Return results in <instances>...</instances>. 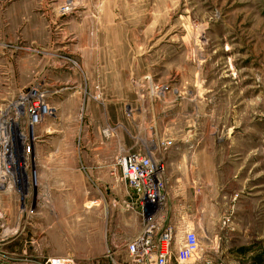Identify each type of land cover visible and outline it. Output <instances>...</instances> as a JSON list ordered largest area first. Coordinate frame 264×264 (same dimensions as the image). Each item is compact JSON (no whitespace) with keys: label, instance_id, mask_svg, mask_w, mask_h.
<instances>
[{"label":"rangeland","instance_id":"rangeland-1","mask_svg":"<svg viewBox=\"0 0 264 264\" xmlns=\"http://www.w3.org/2000/svg\"><path fill=\"white\" fill-rule=\"evenodd\" d=\"M121 1L0 2V264H135L143 213L114 174L127 152L213 179L187 264H264V0ZM48 158L70 181L37 194Z\"/></svg>","mask_w":264,"mask_h":264},{"label":"built area","instance_id":"built-area-1","mask_svg":"<svg viewBox=\"0 0 264 264\" xmlns=\"http://www.w3.org/2000/svg\"><path fill=\"white\" fill-rule=\"evenodd\" d=\"M48 114L50 110L45 105H34L31 124ZM166 145H171V142H166ZM114 165L115 176L136 195L143 213L141 231L127 244L131 260L135 264H187L198 258L200 245L196 232L186 230L178 242L174 226L167 222L162 224L155 218L157 210L162 208L166 200V167L163 159H154L139 152H127L117 156ZM2 170L0 159V176L3 178ZM228 221L229 217L223 216L222 223L225 225ZM202 262L212 264L209 259H203ZM45 264H71V259L49 257Z\"/></svg>","mask_w":264,"mask_h":264},{"label":"crops","instance_id":"crops-1","mask_svg":"<svg viewBox=\"0 0 264 264\" xmlns=\"http://www.w3.org/2000/svg\"><path fill=\"white\" fill-rule=\"evenodd\" d=\"M12 0H0L1 3H9ZM39 0H15L14 3L18 4H36ZM47 2L52 3H70L74 2L76 4H117L123 3L121 0H47ZM149 83V81H148ZM164 161V157L162 158ZM53 165L50 172L46 174V184H42V189L39 191L37 190V194H47L50 195L54 189H56V182L62 183L63 186L65 184H69L70 176L67 172L68 169H65L67 165H69L68 159H59L56 158H48ZM177 162V163H176ZM165 163V161H164ZM62 165L63 168H57L55 165ZM169 167H173L175 164L179 166L178 171L168 172L165 175V185L167 184V193L169 194L168 204H169V211L173 213V215L167 220L166 216L164 215L165 208L164 205L161 209H158L155 215V218L158 222L164 224L168 223L171 224L173 222V226L175 229L176 237L178 242L183 237V234L186 230H193L196 232L198 237H202V235L206 234L207 236L211 232L213 228V206L211 201L208 199V191L214 188L212 181L213 179L209 178L208 174L205 172L198 173V172H189V167L191 165H198L197 161L195 163L194 160H188L186 156H183L179 161H167ZM166 167V164H165ZM188 167V169H187ZM166 170V169H165ZM44 181V178H42ZM200 181L202 186V191L200 194H195L193 192L191 182L193 181ZM215 189V188H214ZM42 212V211H41ZM40 212V213H41ZM36 214H39V210L36 211ZM42 217L43 212H42ZM42 217L39 215L34 219V223L39 225L42 223ZM40 218V219H39ZM168 218V217H167ZM49 217L46 216V223H49ZM49 225V224H48ZM47 225V227H48ZM139 233V232H138ZM138 233H131L134 237ZM198 258H194L193 260H197Z\"/></svg>","mask_w":264,"mask_h":264}]
</instances>
